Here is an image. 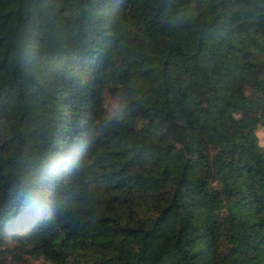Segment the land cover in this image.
Listing matches in <instances>:
<instances>
[{
    "label": "trees",
    "instance_id": "obj_1",
    "mask_svg": "<svg viewBox=\"0 0 264 264\" xmlns=\"http://www.w3.org/2000/svg\"><path fill=\"white\" fill-rule=\"evenodd\" d=\"M259 127L264 0H0V264H264Z\"/></svg>",
    "mask_w": 264,
    "mask_h": 264
},
{
    "label": "rangeland",
    "instance_id": "obj_2",
    "mask_svg": "<svg viewBox=\"0 0 264 264\" xmlns=\"http://www.w3.org/2000/svg\"><path fill=\"white\" fill-rule=\"evenodd\" d=\"M112 102L113 100L111 98L107 100L108 105H111ZM256 134L258 137V143L263 145L264 144V130L262 129V127H259L256 130ZM263 167H264V161H263ZM24 258L26 257L24 256ZM26 260H27V264H49L48 262L41 260L40 258L27 257ZM1 264H20V263L6 256Z\"/></svg>",
    "mask_w": 264,
    "mask_h": 264
}]
</instances>
